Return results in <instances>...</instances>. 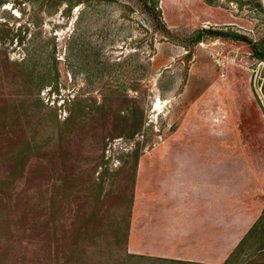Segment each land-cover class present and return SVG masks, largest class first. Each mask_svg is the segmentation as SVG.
<instances>
[{"label": "rangeland", "instance_id": "rangeland-1", "mask_svg": "<svg viewBox=\"0 0 264 264\" xmlns=\"http://www.w3.org/2000/svg\"><path fill=\"white\" fill-rule=\"evenodd\" d=\"M3 1L0 202L37 205L5 264H65L77 228L73 264H115L124 233L221 262L264 211V0H159L172 37L137 0ZM257 234L233 264H264Z\"/></svg>", "mask_w": 264, "mask_h": 264}, {"label": "trees", "instance_id": "trees-1", "mask_svg": "<svg viewBox=\"0 0 264 264\" xmlns=\"http://www.w3.org/2000/svg\"><path fill=\"white\" fill-rule=\"evenodd\" d=\"M56 2L59 6H65L64 11L67 13H70L74 8L80 7V17L85 14L86 9L89 7L93 6V4L101 2L103 0H53ZM140 4H142L143 8L146 10V12L151 15L155 22L157 23V27L160 29V31L163 32L164 35H167L169 37H172V33L169 32V29L165 26V24L162 22L161 19V13L160 10L158 9L159 5V0H137ZM206 2L208 5H212L213 1L211 0H203ZM4 1L0 0V4H3ZM79 20V19H77ZM206 33H211L210 31H205ZM214 33V32H213ZM218 35L219 33H214ZM192 41L194 43H197L200 41V36H195L192 38ZM259 59L261 62H264V54L259 55ZM44 75V74H42ZM47 73L43 76L46 78ZM43 87V80H42V86ZM99 110H102L103 107H96ZM136 113L140 114L138 110H135ZM127 115H123V117H119V122L122 123L125 120H127ZM133 118H137V115H134ZM71 120V116L68 117V119L65 121L68 123ZM141 128V121H137L134 123L132 126H130V134L129 137H133L136 135ZM8 178V177H6ZM1 181L0 182V187L5 188L3 190V193L9 192V188L11 185H9V182L6 181ZM9 198H7L8 200ZM20 206V207H19ZM14 207V208H13ZM37 205H34L33 203L27 202L24 204H16L15 206L11 205L9 202L2 203L0 202V264H5L6 262H11L13 259V252L15 248V242L16 239L15 237L17 236L18 233H23V234H28L29 230L24 226V222L21 221L22 219V214H25L27 211L30 213L31 209L36 208ZM21 213V214H20ZM83 227V225L81 226ZM130 225H126L125 231L129 230ZM119 229V228H118ZM259 230V233L264 237V211L257 221L253 225V227L246 233V235L239 241V243L236 245V247L232 250V252L229 254L227 259L224 261L223 264H233L234 260L235 262L239 259L240 254H242V261L243 257H246V253L244 254L243 247L249 242L250 237L254 234V236H258L257 232ZM115 229V233H116ZM119 230L117 231V233ZM80 235H81V230L76 229L74 231V237H72V241L74 244H72V257L76 254V248H78L79 243H77L80 240ZM7 239V243L2 246L1 240ZM264 239V238H263ZM45 240V239H44ZM48 241H51V237L47 238ZM46 241V240H45ZM259 241H261L259 239ZM258 243V241H257ZM117 245H122L126 244L124 251H123V256H118L119 259L115 260V264H140L146 263V262H155L156 264H202V263H196V262H188V261H179V260H173V259H165V258H157V257H150V256H145V255H136V254H131L127 252V234L124 233L122 242H117ZM257 253H263L264 255V243L257 248H255ZM254 251V252H255ZM71 257V258H72ZM70 258V259H71ZM82 258H87V252L84 249L79 250L78 252V259ZM70 259L67 263L65 264H73L70 262ZM116 259V258H115ZM83 261V260H82ZM78 262V261H77ZM93 264V262L91 263ZM97 264H103V263H97Z\"/></svg>", "mask_w": 264, "mask_h": 264}, {"label": "crops", "instance_id": "crops-1", "mask_svg": "<svg viewBox=\"0 0 264 264\" xmlns=\"http://www.w3.org/2000/svg\"><path fill=\"white\" fill-rule=\"evenodd\" d=\"M169 223V222H175V220L173 221H169V220H161V221H158L157 220V223L158 224H160V223ZM178 222V221H177ZM154 228V235H153V239H154V237L156 236V235H160V237H163V244L165 243V242H168V243H171V246L173 245V237H172V233H171V231H172V229H174V227L173 226H171V225H169V224H167V225H164V226H162V227H153ZM177 228L175 227V230H176ZM164 230L165 231H167L168 232V235H164ZM174 230V231H175ZM178 230V229H177ZM131 232H132V227L130 226V234H131ZM173 232V231H172ZM185 232V228L183 229V231L182 232H180L179 234H183ZM161 233V234H160ZM152 234H153V232H152ZM211 236V235H210ZM211 237H210V239H209V242L211 241ZM156 240V238L154 239V242H156L155 241ZM241 240V239H240ZM239 243V242H238ZM195 245V244H194ZM237 245V244H236ZM203 246V245H202ZM201 245H200V247H202ZM236 247V246H235ZM235 247H233L232 249H234ZM232 251H230L228 254H227V256H225L222 260H221V262H218V261H216V260H213L212 258H214V256H212V257H210V258H208L207 256H203L202 254V256L203 257H201V258H199V257H190V256H188V257H183V256H180V254L179 253H177V254H175V256H169V255H163V253H160V254H158V253H156V252H152V253H147L146 251H143V250H140V249H136V251H134L133 253H131V254H136V255H145V256H150V257H157V258H165V259H173V260H179V261H188V262H196V263H202V264H223L224 263V261L227 259V257L229 256V254L231 253ZM130 253V252H129Z\"/></svg>", "mask_w": 264, "mask_h": 264}, {"label": "bare ground", "instance_id": "bare-ground-1", "mask_svg": "<svg viewBox=\"0 0 264 264\" xmlns=\"http://www.w3.org/2000/svg\"><path fill=\"white\" fill-rule=\"evenodd\" d=\"M158 107H159V105H158ZM158 107H157V108H158Z\"/></svg>", "mask_w": 264, "mask_h": 264}]
</instances>
